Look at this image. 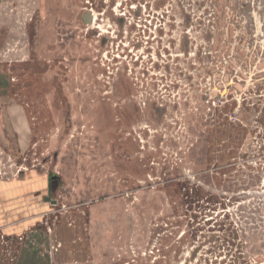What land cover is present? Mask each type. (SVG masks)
<instances>
[{
  "label": "rangeland",
  "instance_id": "rangeland-1",
  "mask_svg": "<svg viewBox=\"0 0 264 264\" xmlns=\"http://www.w3.org/2000/svg\"><path fill=\"white\" fill-rule=\"evenodd\" d=\"M4 10L0 181L56 264H264V0Z\"/></svg>",
  "mask_w": 264,
  "mask_h": 264
},
{
  "label": "crops",
  "instance_id": "crops-1",
  "mask_svg": "<svg viewBox=\"0 0 264 264\" xmlns=\"http://www.w3.org/2000/svg\"><path fill=\"white\" fill-rule=\"evenodd\" d=\"M8 5L9 0H0V23L9 19L4 10ZM17 183L0 181V264H56L47 240L29 232L33 223L21 221L23 213L40 211L51 203Z\"/></svg>",
  "mask_w": 264,
  "mask_h": 264
},
{
  "label": "water",
  "instance_id": "water-1",
  "mask_svg": "<svg viewBox=\"0 0 264 264\" xmlns=\"http://www.w3.org/2000/svg\"><path fill=\"white\" fill-rule=\"evenodd\" d=\"M82 20L84 23H91L92 22V19H91V15L90 14H84L83 17H82ZM263 188H264V182H263ZM46 202H50L51 204H56L55 201H51L49 197H45L44 199Z\"/></svg>",
  "mask_w": 264,
  "mask_h": 264
}]
</instances>
